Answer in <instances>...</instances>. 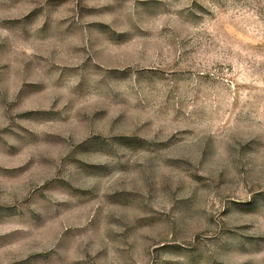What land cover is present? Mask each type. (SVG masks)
Segmentation results:
<instances>
[{
    "label": "rangeland",
    "instance_id": "rangeland-1",
    "mask_svg": "<svg viewBox=\"0 0 264 264\" xmlns=\"http://www.w3.org/2000/svg\"><path fill=\"white\" fill-rule=\"evenodd\" d=\"M0 264H264V0H0Z\"/></svg>",
    "mask_w": 264,
    "mask_h": 264
}]
</instances>
